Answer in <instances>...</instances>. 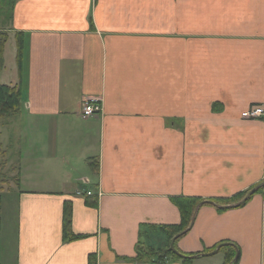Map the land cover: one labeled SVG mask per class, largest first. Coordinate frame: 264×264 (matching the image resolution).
Listing matches in <instances>:
<instances>
[{
	"label": "crops",
	"instance_id": "crops-1",
	"mask_svg": "<svg viewBox=\"0 0 264 264\" xmlns=\"http://www.w3.org/2000/svg\"><path fill=\"white\" fill-rule=\"evenodd\" d=\"M5 28L16 68L2 84L24 100L13 264H183L148 251L152 229L181 222L177 200L264 181V117L242 116L264 107V0H17ZM94 97L102 110L82 119ZM177 239L190 264H225L200 255L221 243L264 264V188L203 204Z\"/></svg>",
	"mask_w": 264,
	"mask_h": 264
},
{
	"label": "rangeland",
	"instance_id": "rangeland-1",
	"mask_svg": "<svg viewBox=\"0 0 264 264\" xmlns=\"http://www.w3.org/2000/svg\"><path fill=\"white\" fill-rule=\"evenodd\" d=\"M2 19L3 16L0 18V25ZM0 29L5 30L6 28L5 26H1ZM15 56L16 45L14 38H12L6 44L5 67L0 74V83L13 81V68H16ZM23 119V115L20 114L12 117L7 125L0 124V165L2 160L5 161L3 158H6V165L3 168L4 174L0 176V264H13L17 252L18 194L20 182L17 184L14 177L16 176L17 178V174H19L18 164H20L21 138L24 135L22 131L23 124L21 123ZM225 200L229 202L227 199H223L222 201ZM157 231L152 229L148 234L153 238V243L146 240L151 249V257L161 252V249L165 247L169 240L165 234L166 229ZM211 258L221 263L224 259V253L223 251H219L215 255H212Z\"/></svg>",
	"mask_w": 264,
	"mask_h": 264
},
{
	"label": "trees",
	"instance_id": "trees-1",
	"mask_svg": "<svg viewBox=\"0 0 264 264\" xmlns=\"http://www.w3.org/2000/svg\"><path fill=\"white\" fill-rule=\"evenodd\" d=\"M16 1L17 0H0V18L3 16L2 23H1L0 27L1 26L4 27V26L8 25L9 22L11 21V17H12V13H13V9H14ZM2 30L3 29H0V74L5 67V48H6V44H7L8 40H9V34H8L7 30H3V31ZM15 38H16V44H17V63H18L19 70H21L22 69L23 56L25 53V40H24V36L22 34H16ZM23 106H24V100H23V92L21 90V87L18 85L9 86L7 84L0 83V124L1 125H5V124L7 125L12 117H14L16 115H20L22 113ZM3 159H5V161L2 160V162H1L0 176L4 174L3 168L6 165V158H3ZM18 163H19V161H18ZM18 168H19V164H18ZM14 179L17 181L16 183L18 184V182H20L19 174H17V178L15 176ZM263 188H261L259 190H262ZM251 189H249L245 192H241V193L237 194L236 196H233L230 199H227L229 202H227L226 200L225 201L214 200V201L218 202L219 204L234 203V202H237V201H240L241 199H243ZM201 201H202V199H200V198H185V199H178L177 200V202H178L177 205L179 206V208L181 210V222L179 224H176V225H164V226H162V229H166L165 234L168 236L169 240L167 242L166 248L161 249L162 253L159 252L158 254H156L157 258L159 259V260H157V261H159V263H164L168 259L173 257V258H177V259L181 258L183 264H190L191 257H183L182 258V257L177 256L172 251L170 246H171L172 238L175 237L177 234L183 232L184 230H186L189 227L191 220H192L194 210H195L196 206ZM0 202H1V197H0ZM87 204L90 206L96 207L98 205V200L95 197L94 198L93 197L88 198ZM0 226H1V221H0ZM64 232L66 234L65 235L66 237H69L70 235H72L73 237H76L71 232V209L68 205L65 206ZM180 236H182V235H180ZM177 241H178V239H176V241H175V247H176ZM217 246L212 248V250H215V248ZM139 248L141 250L142 245L139 244ZM235 249L236 248L232 245H226V246H223L221 248L220 251H226L228 253L227 254V260H226L225 264H229L230 262H232L234 260L235 255H236ZM150 250L151 249L148 250L149 254L151 253ZM212 250H210V251H212ZM183 254H185L187 256H192V255H188L187 253H183Z\"/></svg>",
	"mask_w": 264,
	"mask_h": 264
},
{
	"label": "water",
	"instance_id": "water-1",
	"mask_svg": "<svg viewBox=\"0 0 264 264\" xmlns=\"http://www.w3.org/2000/svg\"><path fill=\"white\" fill-rule=\"evenodd\" d=\"M264 187V181L261 182L260 184H258L257 186L253 187L247 194L246 196L241 199L240 201H237V202H234V203H231V204H226V205H223V204H219L213 200H203L201 201L195 208L194 210V213H193V216H192V220H191V223L189 225V227L184 230L183 232L177 234L173 239H172V242H171V249L173 252H175L178 256L180 257H196V255H193V256H187L185 254H183L182 252H179L177 250V248L175 247L174 243L176 241V239L180 236V235H184L186 234L193 226L195 220H196V217H197V214H198V211L200 209V207L203 205V204H212L216 207H219V208H233V207H238L240 205H242L243 203L247 202L259 189L263 188ZM226 245H232L236 248V255H235V258L232 262H230L229 264H235L237 262V260L239 259V254H240V251H239V248L235 245V244H231V243H223V244H219L215 250L213 251H210V252H207V253H202L200 255H203V256H208V255H214L216 254L217 252H219L221 250V248L223 246H226Z\"/></svg>",
	"mask_w": 264,
	"mask_h": 264
},
{
	"label": "built area",
	"instance_id": "built-area-1",
	"mask_svg": "<svg viewBox=\"0 0 264 264\" xmlns=\"http://www.w3.org/2000/svg\"><path fill=\"white\" fill-rule=\"evenodd\" d=\"M102 110L101 99L98 97H94L92 99H85L82 103L81 109V118L88 119L89 117L95 116ZM244 118H258L264 117V107L256 106L246 110L242 113ZM82 192L78 191V194ZM88 195H91V192H88Z\"/></svg>",
	"mask_w": 264,
	"mask_h": 264
}]
</instances>
